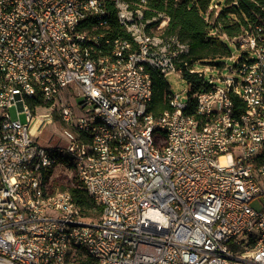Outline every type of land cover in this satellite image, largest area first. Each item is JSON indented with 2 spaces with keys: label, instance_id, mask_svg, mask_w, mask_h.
<instances>
[{
  "label": "built area",
  "instance_id": "built-area-1",
  "mask_svg": "<svg viewBox=\"0 0 264 264\" xmlns=\"http://www.w3.org/2000/svg\"><path fill=\"white\" fill-rule=\"evenodd\" d=\"M143 1L147 11L131 0H0V264H264V206L250 205L264 195V83L246 75L264 70V39L247 40L248 30L230 39L241 54L217 85L204 78L209 65L188 61V43L165 32L158 0ZM210 35L225 34L216 25ZM185 71L207 84L190 95L194 112L175 93L171 109L143 126L152 115L141 112L147 78ZM68 88L78 102L66 100ZM41 107L60 121L62 143L34 139ZM43 120L52 119L41 114L38 127ZM149 132L160 144L150 145ZM111 169L122 178L107 180ZM57 170L82 182L98 218L50 185Z\"/></svg>",
  "mask_w": 264,
  "mask_h": 264
},
{
  "label": "trees",
  "instance_id": "trees-1",
  "mask_svg": "<svg viewBox=\"0 0 264 264\" xmlns=\"http://www.w3.org/2000/svg\"><path fill=\"white\" fill-rule=\"evenodd\" d=\"M219 5L214 23L204 19V14L211 3V0H158L151 5L156 9L165 12L169 21L165 32L176 35L181 41L188 43L190 63H204L205 59L223 55L228 52L227 47L222 43L218 35H210V29L220 25L223 32L229 39L240 36L245 30L257 34L264 39V0H214ZM234 12V17H228V13ZM214 14V10L209 12ZM114 22V21H113ZM152 95L147 110L154 117L160 115L164 110L169 109V85L166 79L157 74L151 73ZM188 84V95L197 89L207 85L196 73L185 71L183 77ZM36 101V100H35ZM35 101H28L33 105ZM195 108L194 100L189 97L186 113H193ZM156 136L161 134L156 132ZM68 185L61 189H67L73 200L80 206L81 214L86 219H96L101 215L102 209L86 193L84 185L74 175L68 178ZM56 178H53L50 185L57 186ZM59 187V186H58ZM80 264H90L89 261H82Z\"/></svg>",
  "mask_w": 264,
  "mask_h": 264
},
{
  "label": "rangeland",
  "instance_id": "rangeland-1",
  "mask_svg": "<svg viewBox=\"0 0 264 264\" xmlns=\"http://www.w3.org/2000/svg\"><path fill=\"white\" fill-rule=\"evenodd\" d=\"M220 1H222L221 6L223 7L224 6V4H223L224 0H220ZM235 15L236 14L234 12L228 13V17H234ZM219 38L222 41V43L227 47L228 52L223 54V55H217L213 58H207V59H205L204 63H199V64L200 65H206L207 64L211 67V69L206 71L204 74V78L206 80L211 79L212 82H214L215 84L223 85L224 83L221 80L217 79V77H220L221 75H228V76L231 75L229 69L227 68V65H234L235 64V61L232 58H233V56H235L237 54H241V50L238 49L235 42L230 40L227 36L220 35ZM165 79L169 85V90L172 93H178L179 95L187 94L188 84L184 78L178 77L175 72H172V73H167L165 75ZM69 91H70V88L64 89L62 92L64 97L66 98V100H68L69 103L78 102L79 97L70 95L71 92H69ZM9 112H10L12 117H17L15 106L9 107ZM50 113H51V109L48 107L47 108H45V107L38 108V110L36 111L37 117L30 124V129L38 127L37 126L38 117L41 114L42 115L47 114L51 117L52 120H50V121H47V120H43V122L41 121L42 125H39V127H38L39 129H42L41 132H39V133L33 132L35 134L34 139L37 140L38 142H40L41 145H50L51 143L52 144L62 143L64 140V137L62 135V131L60 128V126H61L60 121L58 119H56L55 114L52 116ZM18 117L20 118V120L22 122H27L24 113H20L18 115ZM70 175L72 176V174L70 172H67V171L64 172V171L57 170L53 176V178H56L54 184H56L57 186H52V187H57V188L61 189L65 185H68L69 182H68L67 178ZM250 205L257 210H262L263 206H264V195H262L260 197H256L253 200H251ZM89 219H91V218H89Z\"/></svg>",
  "mask_w": 264,
  "mask_h": 264
},
{
  "label": "bare ground",
  "instance_id": "bare-ground-1",
  "mask_svg": "<svg viewBox=\"0 0 264 264\" xmlns=\"http://www.w3.org/2000/svg\"><path fill=\"white\" fill-rule=\"evenodd\" d=\"M131 7L138 11H147V2L143 0H131ZM204 19L209 23L213 22V14L205 12ZM126 33H134V26H126ZM148 33H155V25H148ZM247 40H254V33H247ZM125 44V37H117V41H114V48H123ZM111 69H118V62H111ZM246 75H254L258 78L259 83H264V70L255 69V67H246ZM152 95V78H147L146 81V96L147 100L141 103V112H148L147 107L150 102ZM190 95L182 94L181 100H189ZM175 100V93L170 92L169 94V106L171 109ZM260 107L264 110V97H260ZM235 120L244 121V111L235 110ZM143 126H153L157 122V117L153 115H142ZM34 132V128L31 129ZM107 131H109L110 141H117V131L114 122L107 121ZM156 132H149L150 145L160 144V136H156ZM163 134H170V127H163ZM116 152H122V157L132 156V147H125L123 144H116ZM223 159V158H222ZM122 178V169H111L107 173V180L118 181Z\"/></svg>",
  "mask_w": 264,
  "mask_h": 264
}]
</instances>
